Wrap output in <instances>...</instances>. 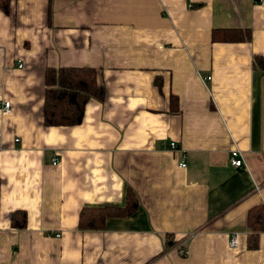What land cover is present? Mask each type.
<instances>
[{"label": "crops", "instance_id": "0c3cea01", "mask_svg": "<svg viewBox=\"0 0 264 264\" xmlns=\"http://www.w3.org/2000/svg\"><path fill=\"white\" fill-rule=\"evenodd\" d=\"M221 28L250 39L212 41ZM257 57L264 0H10L0 9V100L11 104L0 111V264H264V229L248 224L264 208ZM61 67L94 69L105 95L88 99L80 123L46 125V70ZM128 192L132 213L80 228L83 209L122 208Z\"/></svg>", "mask_w": 264, "mask_h": 264}, {"label": "trees", "instance_id": "16d2710c", "mask_svg": "<svg viewBox=\"0 0 264 264\" xmlns=\"http://www.w3.org/2000/svg\"><path fill=\"white\" fill-rule=\"evenodd\" d=\"M10 0H0V9L8 13ZM212 41H242L250 39V31L241 28H221L212 31ZM263 66L264 59L255 58ZM45 98L43 117L46 125H75L83 118L86 102L90 97L103 99L105 90L96 82V71L92 68L61 67L47 68L45 74ZM174 99V101H173ZM172 108L176 109L175 98L172 97ZM174 105V106H173ZM136 198L127 193V202L122 208H86L81 211L79 226L81 229H98L104 220L112 214L127 215L136 208ZM12 226L22 228L25 225L24 212L12 215ZM248 224L254 230L264 229V208L258 214L251 213ZM257 233V232H256ZM256 245V234L252 236L250 246Z\"/></svg>", "mask_w": 264, "mask_h": 264}, {"label": "built area", "instance_id": "2783aa9c", "mask_svg": "<svg viewBox=\"0 0 264 264\" xmlns=\"http://www.w3.org/2000/svg\"><path fill=\"white\" fill-rule=\"evenodd\" d=\"M259 1V0H258ZM19 68H22V64H19L18 65ZM207 79H209V77H207ZM11 110V104H10V101H3V100H0V111L3 112V113H9ZM177 145L175 142H171L169 144V149L170 150H176L177 149ZM229 162L232 166L234 167H238L240 165H242V163L244 162L243 161V157H242V154L240 152V150L238 148H233L230 150V154H229ZM57 161L54 160L53 161V164H56ZM179 165L181 167H185L186 166V163L185 161H181L179 163ZM58 236V234H57ZM230 246L232 247H236L237 246V236H233L231 239H230V242H229ZM182 254L185 253V250L183 249L182 251Z\"/></svg>", "mask_w": 264, "mask_h": 264}]
</instances>
